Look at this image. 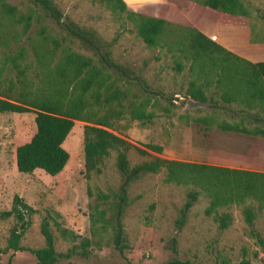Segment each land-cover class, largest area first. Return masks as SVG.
Instances as JSON below:
<instances>
[{
  "label": "trees",
  "instance_id": "16d2710c",
  "mask_svg": "<svg viewBox=\"0 0 264 264\" xmlns=\"http://www.w3.org/2000/svg\"><path fill=\"white\" fill-rule=\"evenodd\" d=\"M111 13L123 14L135 34L149 49H162L174 59L172 69L188 75L185 95L198 104H209L212 111L203 116L183 114L187 124L198 130H216L220 133L241 134L264 139V61L250 62L228 51L195 27L167 20L140 8L131 9L122 0H92ZM226 16L247 17L241 0H185ZM260 17L264 20V10ZM252 43L262 40H250ZM86 49L90 55L75 48ZM264 43V42H263ZM121 65L115 63L103 49L92 31L78 27L64 17L51 0H23L21 7L0 0V113L34 114L35 131L28 142L14 151V165L18 173L30 174L41 170L49 176L58 174L68 160L61 147L74 121L82 127L83 172L86 178L98 172L109 151L115 152V168L121 182L113 196L114 214L111 220L112 242L121 254L126 248L121 216L127 205L128 185L144 174L164 171L163 182L193 189L186 194L181 215L197 200L200 193L208 198L204 212L212 215L218 228H227L228 213L218 209L230 205L242 206L245 224L250 236L264 249V241L252 229L254 208L244 206L255 202L257 210L264 206V173L231 169L220 166L181 162L154 157L152 160L129 166L126 153L130 143L113 133L115 123L128 116L130 120L150 123L154 118V103L142 86V81ZM133 84L144 97L130 93ZM234 108L240 114L237 122L217 119L218 110ZM254 124L247 128L243 119ZM147 150L160 148L146 145ZM140 155L145 150L135 148ZM35 210L17 195L12 197L9 210L0 212V220L12 217L15 226L9 231L5 253L29 252L33 264H72L59 262V257L88 256L89 241L61 226L51 216L43 217L39 232L43 246L27 249L19 239L30 225ZM57 216V215H56ZM63 240L73 244L63 254L54 248L50 228ZM0 264H12L10 261ZM162 264H190L172 259ZM219 264H229L221 260ZM236 264H250L241 259Z\"/></svg>",
  "mask_w": 264,
  "mask_h": 264
},
{
  "label": "rangeland",
  "instance_id": "374dc122",
  "mask_svg": "<svg viewBox=\"0 0 264 264\" xmlns=\"http://www.w3.org/2000/svg\"><path fill=\"white\" fill-rule=\"evenodd\" d=\"M23 0H8L21 7ZM61 14L78 27L92 31L111 59L129 70L146 87L150 103H154V118L141 124L128 116L115 123L113 133L132 145L126 153L129 166L157 157L181 162L206 164L264 173V139L241 134L203 131L187 124L184 113L191 117L206 115L212 111L210 103L203 107L185 109V90L188 75L172 69L173 57L162 49H149L138 38L123 14L111 13L92 0H51ZM134 9L157 14L172 22L198 27L199 30L222 41L228 37L227 27L245 30L250 40L264 42V0H241L248 11L247 17L226 16L209 11L185 0H123ZM197 29V28H196ZM227 34V35H226ZM251 42V41H250ZM252 43V42H251ZM75 48L90 55L86 49ZM130 93L144 97L133 84ZM217 119L237 122L240 114L234 108L218 110ZM34 114L0 113V212L10 208L12 197L19 196L35 213L30 225L19 239V245L27 249L43 246L39 224L48 215L64 228L89 241L88 256L59 257L58 261L72 264H162L172 259L190 264H219L226 260L236 264L246 259L250 264H264V249L250 236V228L241 213L242 206L230 205L217 210L228 213L227 228L220 230L212 215L204 210L208 198L200 193L197 200L181 215L186 194L191 186L166 184L164 171L144 174L132 181L126 189L127 205L123 209L121 223L126 248L120 254L113 246L111 220L114 214L115 193L121 176L115 168V152L109 151L98 172L86 178L83 172L82 127L85 123L74 121L61 144L68 153L63 169L55 176L41 170L30 174L18 173L14 165L15 148L28 142L35 131ZM243 124L250 128L249 119ZM264 120V115L261 116ZM264 129V124H257ZM146 145L160 148L159 152L147 150ZM135 148L145 150L140 155ZM254 208L252 229L264 241V206L257 210L255 202L244 206ZM57 215V216H56ZM15 226L12 217L0 220V250L7 244L9 231ZM50 228L54 236L57 254L68 251L73 244L63 240ZM33 264L29 252L0 253V262Z\"/></svg>",
  "mask_w": 264,
  "mask_h": 264
},
{
  "label": "crops",
  "instance_id": "0c3cea01",
  "mask_svg": "<svg viewBox=\"0 0 264 264\" xmlns=\"http://www.w3.org/2000/svg\"><path fill=\"white\" fill-rule=\"evenodd\" d=\"M123 1V0H122ZM125 4H127V1H123ZM127 6V5H126ZM128 7V6H127ZM137 8V7H134ZM195 28L198 29L196 26ZM227 38L226 40L218 41L214 40L211 36L208 34L204 33L203 31L199 30L202 32L204 35L207 37L211 38L214 40L216 43L227 49L228 51L232 52L233 54L248 60L250 62H261L264 61V43H251L249 41L248 34L245 33V30L233 26V27H227ZM234 169V168H231ZM244 170V169H242ZM251 171V170H249ZM255 172V171H254Z\"/></svg>",
  "mask_w": 264,
  "mask_h": 264
},
{
  "label": "water",
  "instance_id": "95a60500",
  "mask_svg": "<svg viewBox=\"0 0 264 264\" xmlns=\"http://www.w3.org/2000/svg\"><path fill=\"white\" fill-rule=\"evenodd\" d=\"M204 104H198L193 100L187 99L185 102L184 108L185 109H193V108H198V107H203Z\"/></svg>",
  "mask_w": 264,
  "mask_h": 264
}]
</instances>
